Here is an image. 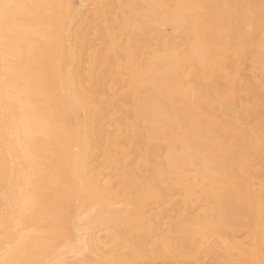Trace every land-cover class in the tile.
<instances>
[{"label": "bare ground", "instance_id": "obj_1", "mask_svg": "<svg viewBox=\"0 0 264 264\" xmlns=\"http://www.w3.org/2000/svg\"><path fill=\"white\" fill-rule=\"evenodd\" d=\"M19 3L0 264H261L264 0Z\"/></svg>", "mask_w": 264, "mask_h": 264}, {"label": "snow or ice", "instance_id": "obj_2", "mask_svg": "<svg viewBox=\"0 0 264 264\" xmlns=\"http://www.w3.org/2000/svg\"><path fill=\"white\" fill-rule=\"evenodd\" d=\"M22 6L19 3V0H0V15L6 13L8 10ZM32 8H45V9H53L56 7H60L61 5H58L56 3H31L30 5H26ZM2 40H0V45H2ZM13 59V53L9 50L7 52L0 51V62L2 63H9ZM211 177L207 174L198 177L199 181L207 182L210 180ZM261 264H264V261L261 262Z\"/></svg>", "mask_w": 264, "mask_h": 264}, {"label": "rangeland", "instance_id": "obj_3", "mask_svg": "<svg viewBox=\"0 0 264 264\" xmlns=\"http://www.w3.org/2000/svg\"><path fill=\"white\" fill-rule=\"evenodd\" d=\"M89 253V254H88ZM93 254V253H92ZM88 255V256H87ZM86 257L88 261L93 262L94 261V255H91V252H87Z\"/></svg>", "mask_w": 264, "mask_h": 264}]
</instances>
